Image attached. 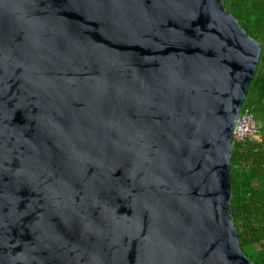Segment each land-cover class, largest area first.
I'll return each instance as SVG.
<instances>
[{"label": "water", "instance_id": "obj_1", "mask_svg": "<svg viewBox=\"0 0 264 264\" xmlns=\"http://www.w3.org/2000/svg\"><path fill=\"white\" fill-rule=\"evenodd\" d=\"M260 54L222 0H0V264H253L230 167Z\"/></svg>", "mask_w": 264, "mask_h": 264}, {"label": "trees", "instance_id": "obj_2", "mask_svg": "<svg viewBox=\"0 0 264 264\" xmlns=\"http://www.w3.org/2000/svg\"><path fill=\"white\" fill-rule=\"evenodd\" d=\"M222 1L228 14L261 48L244 105L254 116L261 140L234 143L230 214L244 255L253 264H264V0Z\"/></svg>", "mask_w": 264, "mask_h": 264}, {"label": "built area", "instance_id": "obj_3", "mask_svg": "<svg viewBox=\"0 0 264 264\" xmlns=\"http://www.w3.org/2000/svg\"><path fill=\"white\" fill-rule=\"evenodd\" d=\"M233 135L235 142L244 140L259 142L261 140L260 130L254 120V116L244 107L236 122Z\"/></svg>", "mask_w": 264, "mask_h": 264}]
</instances>
